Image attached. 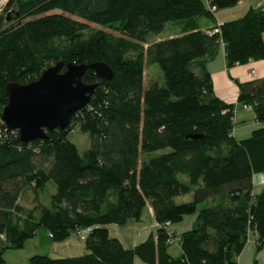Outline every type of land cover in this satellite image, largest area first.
<instances>
[{
    "label": "trees",
    "instance_id": "obj_1",
    "mask_svg": "<svg viewBox=\"0 0 264 264\" xmlns=\"http://www.w3.org/2000/svg\"><path fill=\"white\" fill-rule=\"evenodd\" d=\"M237 0H7L0 8V108L2 86L37 77L62 62H104L111 78L96 85L88 102L65 128L20 142L0 123V264L5 248H17L42 227L51 241L89 227L83 253L49 257L33 254L29 264H235L247 232L254 249L264 243V76L235 82V101L249 105L261 125L234 138L232 103L212 92L203 67L218 43L224 65L264 58V0L207 33L194 17ZM209 7H213L212 10ZM57 10V11H52ZM178 20V33L147 41L165 21ZM86 22L101 28L88 29ZM145 45V46H143ZM154 63L161 83L143 86L145 63ZM192 66V68H190ZM193 66L198 67L194 72ZM86 68L80 80L89 83ZM75 126L88 136L77 151L67 138ZM262 184L250 193L251 175ZM31 194L32 206L18 203ZM47 196L46 204L38 196ZM189 195L176 202L175 197ZM208 200V201H207ZM204 202L201 207H196ZM156 228L123 247L107 235L106 224L138 219L145 205ZM195 213L193 226L175 239L165 223Z\"/></svg>",
    "mask_w": 264,
    "mask_h": 264
},
{
    "label": "crops",
    "instance_id": "obj_2",
    "mask_svg": "<svg viewBox=\"0 0 264 264\" xmlns=\"http://www.w3.org/2000/svg\"><path fill=\"white\" fill-rule=\"evenodd\" d=\"M263 2V0H237L234 5L230 9L225 12H220L219 9L212 11L213 19H208L204 16H196L194 17L196 28L207 31L213 29L215 24H218L222 21L233 19L239 17L243 14V12L248 7L258 6ZM234 14V15H231ZM237 15V16H236ZM233 16V17H231ZM181 22L178 23V27ZM178 29L174 33H170L167 35L173 36L178 33ZM155 38L154 40L162 39ZM166 38V37H164ZM262 38L264 40V32L262 33ZM204 69L207 71L211 81V88L213 94L225 103H232V129L231 135L238 139L245 137L249 134V132L257 128L261 125V123L254 119L253 113L250 108H241L235 101L237 88L235 82H242L250 79H257L264 76V58L257 60H247L244 63L233 64L231 66L226 67L224 65L223 59V50L221 43H218L214 54L211 58L207 59L203 63ZM194 72H198V67L193 66ZM249 69H252L251 77H247L246 73ZM262 174L259 172L252 173L251 175V189L250 193L253 195L257 193L262 184ZM189 195H183L179 197L180 200H187ZM208 201V200H207ZM30 207V206H29ZM146 215V222L143 223L141 221L142 215ZM195 221V213L188 214L182 216V218L175 222L169 223L165 226V228L172 232L175 236L173 240L176 245L174 247L167 246L166 252L170 256H177L180 254V247L176 236L193 226ZM156 223L152 219L151 209L148 204H145L139 212V216L137 220L128 218L122 224H106L105 228L107 231V235L109 237L116 238L123 247L129 248L133 245L143 241L149 233H152L156 228ZM46 233V231H45ZM47 235V234H46ZM71 233L60 241H52V244L61 243L62 248L64 249L63 254H66L72 248L71 244H69L68 238ZM75 235V234H74ZM48 236V235H47ZM172 241V242H173ZM66 244H63L65 243ZM171 243V242H170ZM83 252L82 242L78 244V242L74 239V255L80 254ZM63 256H71V255H63ZM73 256V255H72ZM132 258V264H134ZM235 264H264V243L258 250L254 249V238L251 232H247L245 242L238 252L235 258Z\"/></svg>",
    "mask_w": 264,
    "mask_h": 264
},
{
    "label": "water",
    "instance_id": "obj_3",
    "mask_svg": "<svg viewBox=\"0 0 264 264\" xmlns=\"http://www.w3.org/2000/svg\"><path fill=\"white\" fill-rule=\"evenodd\" d=\"M86 68L93 72L89 83L80 80ZM110 78L111 70L104 62L56 60L32 80L4 83L0 122L6 129H15L20 142L42 139L45 131L65 128L70 117L86 105L93 88Z\"/></svg>",
    "mask_w": 264,
    "mask_h": 264
},
{
    "label": "rangeland",
    "instance_id": "obj_4",
    "mask_svg": "<svg viewBox=\"0 0 264 264\" xmlns=\"http://www.w3.org/2000/svg\"><path fill=\"white\" fill-rule=\"evenodd\" d=\"M232 6L220 8V12L227 13L226 10H233L230 9ZM218 10V9H217ZM57 11V10H52ZM234 15V14H231ZM237 16V15H236ZM233 17V16H231ZM178 20H170L165 21L161 30L157 32L156 34L149 35L147 37V41H153L155 38H161V37H167L170 33H174L178 29ZM86 25L88 29H94V28H101L102 30L112 32L113 34H116L115 32L109 30L106 27H99L93 23L86 22ZM213 30V29H210ZM207 30V31H210ZM145 46V45H143ZM192 68V66H190ZM154 80L157 81V83H161V72L154 63H145L143 66V74H142V84L145 86L146 82L148 80ZM67 138L72 141L78 152H81L84 148L87 147L88 143V136L84 132H80L75 126H72L68 133ZM38 202L46 204L47 202V196L45 194H40L38 196ZM176 202H179V197H175L174 199ZM18 203L22 206H32V200H31V194L26 190L23 194H20ZM204 205V202H199L196 204V207H201ZM146 215H142L141 221L143 223L146 222ZM74 239L80 244L82 242V238H80L78 235H74V232L71 233L70 237L68 238L69 244H71L72 248H70V251L66 254H63L64 249L62 248L61 243H55L52 244L50 238L46 235L44 229L42 227H38L35 229L34 233L24 239V241L21 243L20 247L17 248H5L2 252V259L3 264H29L28 263V257L33 254H43L48 255L49 257H65L63 255H73L74 256ZM63 244H66L63 243ZM176 243L171 241V243L168 244V246L174 247ZM83 253V252H81ZM80 253V254H81ZM79 255V254H76ZM134 264H145L141 260H139L137 257L133 259Z\"/></svg>",
    "mask_w": 264,
    "mask_h": 264
},
{
    "label": "built area",
    "instance_id": "obj_5",
    "mask_svg": "<svg viewBox=\"0 0 264 264\" xmlns=\"http://www.w3.org/2000/svg\"><path fill=\"white\" fill-rule=\"evenodd\" d=\"M7 0H0V8L3 6V4L6 2ZM209 9L210 10H212L213 9V7H209ZM215 29H213V30H211V31H214ZM210 31H207V33H209ZM252 72H253V70L252 69H249L248 71H247V73H246V76L249 78V77H251V75H252ZM240 107L241 108H250L249 107V105H247V104H241L240 105ZM1 123V122H0ZM2 124V123H1ZM2 128H3V131H9V132H13V131H15L16 132V130L15 129H6L4 126H3V124H2ZM17 133V132H16ZM167 224L165 223V226H166ZM89 227H82V228H76L75 230H74V234H76V235H78L80 238H83L84 237V235L89 231ZM0 237H1V235H0Z\"/></svg>",
    "mask_w": 264,
    "mask_h": 264
}]
</instances>
